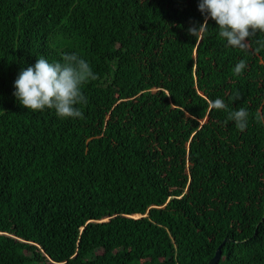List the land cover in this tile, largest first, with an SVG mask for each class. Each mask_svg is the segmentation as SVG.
I'll return each mask as SVG.
<instances>
[{
	"label": "trees",
	"instance_id": "obj_1",
	"mask_svg": "<svg viewBox=\"0 0 264 264\" xmlns=\"http://www.w3.org/2000/svg\"><path fill=\"white\" fill-rule=\"evenodd\" d=\"M203 21L197 0H0V264H207L225 238L216 264H264V32L233 49ZM71 52L97 74L83 118L16 101L21 68Z\"/></svg>",
	"mask_w": 264,
	"mask_h": 264
},
{
	"label": "clouds",
	"instance_id": "obj_2",
	"mask_svg": "<svg viewBox=\"0 0 264 264\" xmlns=\"http://www.w3.org/2000/svg\"><path fill=\"white\" fill-rule=\"evenodd\" d=\"M197 9L204 21L187 29L194 37L203 39L208 30V19L215 22L218 36L225 47L245 50L249 39L258 32H264V0H197ZM264 47V42H258ZM247 64L240 59L232 68L234 75H241ZM97 79L89 62L76 52L64 53L59 60L49 61L43 56L19 70L13 81V96L26 110H51L60 118H83L77 105H85L87 97L82 86ZM210 107L226 110L221 98L211 102ZM228 120L243 131L248 125L249 112L239 108L228 112ZM256 119L264 123V113H257Z\"/></svg>",
	"mask_w": 264,
	"mask_h": 264
},
{
	"label": "water",
	"instance_id": "obj_3",
	"mask_svg": "<svg viewBox=\"0 0 264 264\" xmlns=\"http://www.w3.org/2000/svg\"><path fill=\"white\" fill-rule=\"evenodd\" d=\"M227 240H228V239L225 238V239H224V240H223V241H222V242L216 247V250H215L213 256L208 260L207 264H216V263H217V261H218L220 255H221V249H220V247H221V245H222L225 241H227Z\"/></svg>",
	"mask_w": 264,
	"mask_h": 264
}]
</instances>
